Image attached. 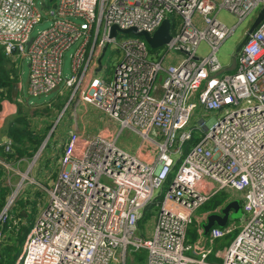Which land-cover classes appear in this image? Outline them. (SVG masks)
I'll list each match as a JSON object with an SVG mask.
<instances>
[{
	"label": "built area",
	"instance_id": "1",
	"mask_svg": "<svg viewBox=\"0 0 264 264\" xmlns=\"http://www.w3.org/2000/svg\"><path fill=\"white\" fill-rule=\"evenodd\" d=\"M44 2L0 0V47L9 57L27 59V93L45 96L63 86L73 111L80 102L94 106L117 123L118 133L135 131L141 149H121L118 133L81 141L70 131L47 204L25 236L17 264H123L129 248H144L146 264H209L211 245L233 223L206 234L199 228L195 242L185 241L195 211L219 190L237 193L242 210L240 230L223 249L221 264H264V18L235 55L234 70L221 72L216 55L264 0H55V8ZM222 8L238 20L231 28L217 18ZM44 14L48 26L32 35ZM164 19L171 37L163 51L150 52L139 36L116 39L118 29L152 35ZM113 25L118 29L110 36ZM201 41L209 46L206 55L198 53ZM105 46L119 51L112 76L86 78ZM197 108L212 116L193 122L203 134L171 176L182 145L192 138ZM12 151V139H0V166ZM165 184L151 232L141 237L139 222ZM24 186L23 180L0 210V237Z\"/></svg>",
	"mask_w": 264,
	"mask_h": 264
},
{
	"label": "rangeland",
	"instance_id": "2",
	"mask_svg": "<svg viewBox=\"0 0 264 264\" xmlns=\"http://www.w3.org/2000/svg\"><path fill=\"white\" fill-rule=\"evenodd\" d=\"M39 1L40 0H37V3ZM44 4L46 6H51L49 0H45ZM38 5L41 7V4ZM43 9L48 10L46 7H43ZM257 12L258 10H255L247 19L242 21L235 28L233 33L230 34L218 48L216 55L223 67L226 68V66L231 65V62L236 55L235 51L237 45L243 39L245 29L248 30ZM217 18L223 23H225L229 28L234 26L238 21L237 18L231 12L223 8L218 10ZM46 26H48V20L46 19V15H45L44 19L35 25L32 31V35H35L38 30H41ZM171 32H173L172 28H171ZM134 36L135 35L132 33L118 32L116 35V39L121 40L126 37H134ZM160 49H162L163 51L165 50V47L162 46L160 47ZM149 50L150 52H153L154 50L158 51L159 49L156 48L154 49L149 47ZM72 51L73 48H71L65 53V57H64L65 72H68L69 70V64H70L69 54ZM209 51L210 49L207 43L205 41H201L198 45V53L200 55H206L209 53ZM173 55L174 54H170L171 57H173ZM118 57H119V51L116 49H112L111 46H109L102 59V65L105 67L104 71L106 76L109 77L112 76ZM26 62L28 63V61ZM27 63L25 64L26 66ZM25 70L27 72L28 68L26 67ZM70 94L71 92L69 91V89H65L63 86H60L58 90L51 92L48 95L38 96V97H33L29 95L27 93L26 86L19 91V95L22 96V98L25 100V103L31 104L32 106L40 107L37 110L39 114L43 115V112H45L47 115L50 114L52 116L55 126H57L59 120L64 118L65 116V112L68 108V101ZM55 110L57 111L55 112ZM211 116L212 115L210 114H205L204 111H202L200 108H197L195 110L191 121L192 124L189 126L193 128L192 138L186 141L182 145L181 147L182 154L176 156L177 160L171 176L173 175L175 169L181 162L182 157L188 152L189 148L197 142L199 136L203 134L202 131L203 129L198 130L196 128L197 124L196 123L193 124V122H197V120L201 117H203L204 120L207 121L211 118ZM140 142H141V138L138 136V134L129 128L122 129L118 133L116 138L117 146H119L121 149H123L129 154H135L137 146L139 145ZM146 148L151 149V146L146 145ZM36 151L37 149L33 151L31 155H26L23 154L22 152H19L16 149L15 144H13V151L11 155H8L9 159L7 160V164L5 166H0V203L2 202L3 199V205L5 204L7 196L11 194V192L15 189V187L23 180L25 182L24 189L21 192L20 196L19 195L17 196L12 208L13 219L10 220L9 224H7L3 228L0 237L2 246L6 244H10L12 248L15 250H18L19 240L20 241L22 240L19 237V235L21 233H24L25 227L26 228L28 227L30 229L34 220L38 216L39 212L41 211V209H43L46 206L48 201V188L51 186V181L44 180V174L38 172L37 169L31 172V175L34 177V179L40 183L38 185L33 182H30L31 179L29 178L26 179L25 177L23 179V174L26 173L28 175L29 171H31V168H33V160H34L33 157ZM21 157L23 159L18 160ZM31 161L32 163L30 164ZM167 187L168 184H165L164 187L161 188V190L156 193L154 201L145 209L144 216L139 222V229H138L139 236L145 237L147 232L148 233L151 232L158 209L156 203L161 200L162 195ZM226 196H227V192H224L222 190L217 191L216 193H214V195L211 198H209L202 205V207L198 209V211L200 212V210H204L205 207L212 206L215 202H223ZM23 212L25 216H23L24 215L22 214ZM13 220H15V223L13 222ZM231 223H233L234 228L227 235L217 239V241L229 242L236 236V234L240 230L241 218L237 216L230 217L228 224ZM192 226H193L192 224L189 225V229ZM146 255L147 253L144 248H139L137 250H132L129 248L123 264H146Z\"/></svg>",
	"mask_w": 264,
	"mask_h": 264
},
{
	"label": "crops",
	"instance_id": "3",
	"mask_svg": "<svg viewBox=\"0 0 264 264\" xmlns=\"http://www.w3.org/2000/svg\"><path fill=\"white\" fill-rule=\"evenodd\" d=\"M194 19L197 20L198 17L195 16ZM0 53L3 56L0 64V89L4 91V96L0 99V139L9 137L8 128H21L22 139L9 138L16 142V146L22 149L23 154L31 155L37 149L33 157V168L27 175L29 179H34L31 172L37 169L38 172L44 174V180L52 183L59 171V158L63 153V147L68 140L70 131L76 132L81 141L95 135L111 138L118 133L119 129L115 121L110 120L94 106L83 102L78 103L74 111V105L70 103L64 118L60 119L58 125L55 126L50 114L47 115L45 112H43V115L39 114L37 110L40 107L25 103V100L19 95L20 90L25 86L27 88L28 70L27 72L25 70L26 67L28 68L27 59L20 56L9 57L4 54L1 47ZM26 63L27 66L25 65ZM91 64H93L94 68L88 71L86 78L93 74L107 78L111 77L106 76L103 65L99 68L95 61H92ZM69 70L68 72L64 71V74L68 75ZM140 145L141 142L137 146L136 151L141 149ZM1 153L3 154V152ZM21 159L23 158L21 157L18 160ZM232 200H239L237 193H227L223 202H215L212 206L205 207L204 210L199 212L198 209L202 207V204L194 213V220L191 223L193 226L190 229L188 226L185 243L191 244L200 237L199 228H202V233L206 234L204 225L207 223L208 216L211 213H220L221 209ZM230 213H232V210H230ZM229 218L226 224H228ZM230 242L214 241L211 245L212 251L206 258L207 263L221 264L222 251ZM1 245L2 242L0 243ZM15 263L17 264V261Z\"/></svg>",
	"mask_w": 264,
	"mask_h": 264
},
{
	"label": "water",
	"instance_id": "4",
	"mask_svg": "<svg viewBox=\"0 0 264 264\" xmlns=\"http://www.w3.org/2000/svg\"><path fill=\"white\" fill-rule=\"evenodd\" d=\"M51 2L52 8L56 7L55 0H49ZM264 18V7L260 8L258 12L256 13L251 25L249 26L248 30L245 32L243 39L240 41V43L237 45L236 48V54L239 52L242 44L246 40L247 36L256 28L258 23L262 21ZM117 26L113 25L111 27V33L110 36H114L116 34ZM122 33H132L135 36H139L144 38L146 43L150 48H157L159 46H162L163 44L167 43L168 40L171 37L170 34V23L168 19H164L160 26L154 31L152 35L147 33L146 31H136L135 28H128V29H118ZM107 47L105 46L103 48L102 54L98 59V65L99 68L102 65V59L105 54ZM236 58L234 57L231 65L229 67L224 68L221 72H228L232 71L235 68ZM230 210H232V213H230ZM24 214V212L22 213ZM240 217L242 216L241 206L239 203V200H232L228 202L222 209L220 213H211L208 216L207 223L204 225V231L208 232V230L213 227L214 225H218L220 227L224 226L226 224V221L229 217Z\"/></svg>",
	"mask_w": 264,
	"mask_h": 264
},
{
	"label": "trees",
	"instance_id": "5",
	"mask_svg": "<svg viewBox=\"0 0 264 264\" xmlns=\"http://www.w3.org/2000/svg\"><path fill=\"white\" fill-rule=\"evenodd\" d=\"M3 60V56L2 54L0 53V64ZM21 132V128H8V136L11 137L12 139L14 138H17L19 140V138L22 139V136L20 134ZM14 141V140H13ZM21 142V141H19ZM14 144L16 146V142L14 141ZM16 149L19 151V152H22V149L18 146H16ZM3 205V199H2V202L0 203V208L2 207ZM29 231V228L25 227V231L24 233H21L19 235V237L22 239L21 241L19 240V248L18 250H15L12 248V246L10 244H6L4 246H0V264H15L20 252H21V249H22V244L25 240V236L27 235Z\"/></svg>",
	"mask_w": 264,
	"mask_h": 264
}]
</instances>
